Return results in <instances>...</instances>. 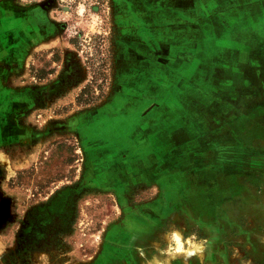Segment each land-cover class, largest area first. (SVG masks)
I'll use <instances>...</instances> for the list:
<instances>
[{
	"label": "rangeland",
	"instance_id": "obj_1",
	"mask_svg": "<svg viewBox=\"0 0 264 264\" xmlns=\"http://www.w3.org/2000/svg\"><path fill=\"white\" fill-rule=\"evenodd\" d=\"M114 2L0 0V264H264V137L234 150L256 161L125 177L109 122L85 123L135 37Z\"/></svg>",
	"mask_w": 264,
	"mask_h": 264
},
{
	"label": "crops",
	"instance_id": "obj_2",
	"mask_svg": "<svg viewBox=\"0 0 264 264\" xmlns=\"http://www.w3.org/2000/svg\"><path fill=\"white\" fill-rule=\"evenodd\" d=\"M113 1L120 33L135 37L117 45L111 94L85 123L94 120L100 135L98 121L109 122L103 143L126 146L123 175L256 161L234 150L258 149L264 137V0ZM209 172L236 179L232 170Z\"/></svg>",
	"mask_w": 264,
	"mask_h": 264
},
{
	"label": "bare ground",
	"instance_id": "obj_3",
	"mask_svg": "<svg viewBox=\"0 0 264 264\" xmlns=\"http://www.w3.org/2000/svg\"><path fill=\"white\" fill-rule=\"evenodd\" d=\"M176 236V234H175ZM178 236V235H177ZM175 241H177V248L179 251H183L185 252V254L188 256V255H192V254H195V253H198L199 255L201 254V249H200V246H197V245H192L190 246L189 248H186V249H183L181 248V245L179 243V237L177 238V240L175 239ZM202 248V247H201Z\"/></svg>",
	"mask_w": 264,
	"mask_h": 264
},
{
	"label": "trees",
	"instance_id": "obj_4",
	"mask_svg": "<svg viewBox=\"0 0 264 264\" xmlns=\"http://www.w3.org/2000/svg\"><path fill=\"white\" fill-rule=\"evenodd\" d=\"M70 42H71L72 44H74V42H72V41H70ZM82 89H84V87H83ZM83 91H84V90L81 91V96L84 95V92H83Z\"/></svg>",
	"mask_w": 264,
	"mask_h": 264
}]
</instances>
